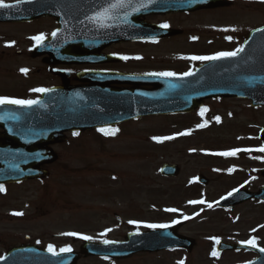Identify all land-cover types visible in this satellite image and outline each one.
<instances>
[{"label":"rangeland","instance_id":"1","mask_svg":"<svg viewBox=\"0 0 264 264\" xmlns=\"http://www.w3.org/2000/svg\"><path fill=\"white\" fill-rule=\"evenodd\" d=\"M240 1L236 19L241 29L264 25V0ZM27 33L21 31L19 39ZM177 51L147 48L142 53L146 65L154 69L155 62L171 59ZM222 51L233 50L213 48L203 54ZM202 62L194 60L190 68ZM202 108L206 109L203 116L198 112L149 117L117 128L115 135L82 133L53 148L57 160L47 168L46 179L7 186L0 192V257L26 244L46 250L52 245L56 252L67 247L78 253L86 241H122L127 234L153 229L147 224L185 220L187 224L178 230L196 242L190 253L140 254L121 261L80 257L77 264H178L181 260L184 264H232L244 259L234 254L213 256L212 245L215 238L237 242L253 233L264 243V206L246 203L221 212L215 204L242 185L250 191L264 185L260 175L264 152L255 150L264 144L260 140L264 108L251 109L248 102L231 99L206 101ZM200 124L205 126L197 127ZM154 137L172 138L157 141ZM236 148L253 151L216 154ZM165 163L178 165L180 175L161 177L158 170ZM199 174L209 180L208 186L194 184ZM201 200L204 203H189Z\"/></svg>","mask_w":264,"mask_h":264},{"label":"water","instance_id":"2","mask_svg":"<svg viewBox=\"0 0 264 264\" xmlns=\"http://www.w3.org/2000/svg\"><path fill=\"white\" fill-rule=\"evenodd\" d=\"M52 1L31 0L0 9V21H21L23 13L32 9L40 14L56 17L63 15L60 7H55L52 12ZM180 1L182 0H154L153 3L147 4L145 11H164L167 9L165 5L178 7ZM193 1L195 2H191L190 9L194 10L222 5L221 0ZM145 2L147 3V0ZM75 8L76 0H66V12ZM71 16H75V13ZM72 22L75 25V18ZM158 33L154 28H142L140 31H83L77 37V31L74 30L66 33L68 47L63 54L73 62L78 56L75 43H82V55L85 57L84 50L90 46L88 44L156 39L159 35L162 36ZM60 35L58 32L53 36L54 40H58ZM89 81L92 86L87 89L64 87L49 93L53 96L52 106L45 111H17L8 107L0 109V127L5 130V133L0 135V184L46 177L47 172L38 173L39 166L51 164L56 158L45 146L62 142L61 135L65 132L88 131L141 117L190 113L201 105L202 100L211 98H242L250 100L253 107L264 106V27L250 34L243 51L237 56L212 60L198 67L190 76L142 78V85L157 87L152 91H142V95L106 91L103 85L112 83L109 79ZM45 105L46 102L43 101L38 108H44ZM178 172L176 166L169 165H163L160 170L166 177H176ZM197 181L207 184L202 177ZM251 199L264 201V187L256 194L235 193L219 205L232 207ZM175 229L169 227L160 231L130 234L122 243H85L80 251L86 257L121 259L136 253L174 247L189 250L192 242L177 237ZM228 249L240 248L219 244V251ZM77 259L78 256L72 252L53 256L28 246L12 249L0 264H75ZM250 264H264V254H260V258Z\"/></svg>","mask_w":264,"mask_h":264},{"label":"flooded vegetation","instance_id":"3","mask_svg":"<svg viewBox=\"0 0 264 264\" xmlns=\"http://www.w3.org/2000/svg\"><path fill=\"white\" fill-rule=\"evenodd\" d=\"M226 1V6L215 9H190L191 3L189 0L180 1L177 4L178 7L165 5L166 10L156 13H147L144 8L137 12H132L131 8L118 9L117 18L106 22L111 26L100 27L99 24L87 19V17L106 7L113 0H78L76 3L75 25L73 23L69 24L74 30L115 32L140 31L142 27H154L168 33L162 36L159 35L153 40L138 39L127 42L102 43L100 45L91 44L84 50V52L86 51L85 57L82 55V43L78 42L76 43L78 58L75 63H67L66 61L67 59L63 54V52H66L67 46L65 40L59 42H49L47 40L58 28L57 17L44 15L20 22L0 21V97L39 100L44 92H34L32 89L91 87L92 83L89 80L97 76L135 78L147 73L174 72L177 75H182L185 72H190L192 70L190 68L191 63L194 60L188 59V57L205 55L203 53L213 48L235 50L237 47L242 46L246 31L241 29L240 22L236 19L239 16L240 9H242V3L240 0ZM5 2L15 4L16 0H5ZM133 3L138 7L140 3H144V0H133ZM51 5L55 7L57 3L52 1ZM59 6L61 13L65 14L66 0H62ZM125 12L129 13L126 22ZM227 12H229V15L226 14ZM226 16L228 17L227 20ZM68 19L72 21L71 17ZM59 20L61 21V18ZM162 24H167L168 27L163 28L161 27ZM3 31L9 32L5 34ZM21 31L29 32L22 36L25 37L24 39H19ZM41 34H43V40H46V43L42 48L36 49L38 43L32 37ZM226 37H231V39H226ZM147 48L176 49L180 51L172 54L174 57L171 59L155 62L156 68L152 69L146 65V58L142 53ZM56 50H59V55L56 54ZM4 54H6L5 57ZM121 56H127L129 59H121ZM21 69H27L28 71L25 73ZM103 86L106 91L121 93L128 91L142 92V89H150L147 87L142 88V84L130 82L107 83ZM52 98L49 96L46 102L52 103ZM14 106L18 109L45 110V108L38 107L20 108L23 106L15 104H0V109ZM95 132L99 131L96 130ZM0 133H3L2 129H0ZM73 136H75L73 133H68L65 142L62 144H65ZM58 145L61 144L50 145L48 148L53 150ZM253 238L256 240V249L264 248L263 239L256 233L243 238L239 237L236 239L237 242L229 240L224 242L253 248L251 245L240 243ZM222 254L245 257L236 260L232 264H244L256 258V255L248 250L226 251Z\"/></svg>","mask_w":264,"mask_h":264},{"label":"snow or ice","instance_id":"4","mask_svg":"<svg viewBox=\"0 0 264 264\" xmlns=\"http://www.w3.org/2000/svg\"><path fill=\"white\" fill-rule=\"evenodd\" d=\"M22 0H16V3L19 4L21 3ZM154 0H147V3H140L139 6H135L133 3V0H113V2H110L106 7L101 8L98 12H95L92 16L87 17V19L99 24L100 27H109L111 26L110 24L106 23L107 21H111L115 18H117V10L118 9H125V8H131L132 12H137L139 11L141 8H145L147 7V4L153 3ZM14 5L8 4L5 2V0H0V9H7L10 7H13ZM129 15L128 12L124 13V18H125V22L127 19V16ZM161 27L163 28H167L168 25L167 24H162ZM259 31V30H258ZM57 33L53 32L52 36H56ZM32 39H34L38 44L41 43L44 39L43 34L39 35V36H35L32 37ZM193 39H195V37H193ZM226 39H231V37H226ZM243 51V47H237L234 51H222V52H217L215 55L212 56H191L188 57V59L191 60H200V61H207V60H219L222 58H228V57H235L237 56L240 52ZM121 59L127 60L129 59V57L127 56H121ZM137 59H139V57H137ZM22 72H27V69H21ZM146 75L149 76H157V77H175L177 74L174 72H157V73H147ZM192 75L191 72H185L182 74V76H190ZM32 91L34 92H48L51 91L50 89H45V88H36V89H32ZM39 101L38 100H24V99H10L8 97H0V104H15V105H20V106H24V107H30L34 104H38ZM206 111V109H201L200 111V115L203 116L204 112ZM217 120V122H219L220 117H216L215 118ZM206 123V122H205ZM204 124H200L197 125V127H204ZM98 131L103 132L105 135H115V133L118 131V129L115 128H111V129H98ZM186 133H180V135H184ZM73 135H78V133H73ZM172 137H154L153 139L160 141V140H166V139H171ZM256 151H261L264 152V144H262L259 149H255ZM240 151H253V149H240V148H236V149H232L228 152H221V153H216L217 155H222V156H235L238 152ZM231 171V169H230ZM4 191V187L3 185H0V192ZM237 191V189H233L232 192H229L227 195L231 196L233 194V192ZM224 197H222L221 199H223ZM189 203L191 204H197V203H204V201H189ZM209 208L212 207L211 204L208 205ZM167 211L170 212H175L177 211L176 209H166ZM15 215H22V213H14ZM188 217H185V219H187ZM179 221H172L173 224L178 223ZM130 223H135V222H130ZM148 228H167L169 227L168 224H147L145 225ZM110 231V230H109ZM68 235H78L77 233H68ZM103 235V234H101ZM84 240H91L93 239L91 236H82L81 237ZM104 244H109V243H114V241H109V240H103L102 241ZM215 242L217 244L220 243L219 238H215ZM240 243L242 244H247V245H251L253 248H255L257 246L256 244V240L253 239H249L246 241H241ZM261 252H264V248H260L259 249ZM48 251L52 253L53 256L58 255V253L56 252V250L53 248L52 245L48 246ZM71 251L70 248H62L60 249V252H68ZM213 256L217 255V252L215 251V249L212 252ZM0 259H2V257H0ZM178 264H184V262L181 260L178 262Z\"/></svg>","mask_w":264,"mask_h":264}]
</instances>
